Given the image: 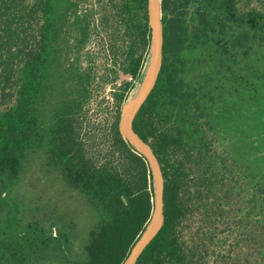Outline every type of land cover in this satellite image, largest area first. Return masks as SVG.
Returning a JSON list of instances; mask_svg holds the SVG:
<instances>
[{"label": "trees", "instance_id": "trees-1", "mask_svg": "<svg viewBox=\"0 0 264 264\" xmlns=\"http://www.w3.org/2000/svg\"><path fill=\"white\" fill-rule=\"evenodd\" d=\"M148 3L0 0V177H21L43 154L84 193L97 221L80 264H123L155 209L150 163L119 129L150 56ZM161 11L162 65L133 127L162 169L164 221L135 264H264V10L161 0ZM119 71L130 78L94 150L86 109ZM240 103L258 126L220 150L217 124ZM221 229L235 240L227 253ZM24 246L0 243V264H26Z\"/></svg>", "mask_w": 264, "mask_h": 264}, {"label": "rangeland", "instance_id": "rangeland-1", "mask_svg": "<svg viewBox=\"0 0 264 264\" xmlns=\"http://www.w3.org/2000/svg\"><path fill=\"white\" fill-rule=\"evenodd\" d=\"M240 6L244 10H264V0H240ZM90 45L95 46L96 39L93 38ZM149 65L150 59L144 75L137 80L122 109L139 95ZM129 78L130 75L119 71L118 77L106 82L86 109L83 135L89 139V136H96L94 150L102 142L101 136H104L115 114L113 92ZM231 106L233 109L228 113L227 121L218 123L216 127L220 150L229 146L236 149L243 133L254 125L258 126L248 118L254 113L248 106L241 103ZM30 164L19 178L0 177V243L8 240L24 242L30 256L26 264H66L68 257L73 260L69 264H80L85 258V246L97 221V212L87 203L84 193L67 186L61 176L47 165L43 154ZM218 241L217 250L224 253L235 242L226 229H221Z\"/></svg>", "mask_w": 264, "mask_h": 264}, {"label": "water", "instance_id": "water-1", "mask_svg": "<svg viewBox=\"0 0 264 264\" xmlns=\"http://www.w3.org/2000/svg\"><path fill=\"white\" fill-rule=\"evenodd\" d=\"M148 11L152 27V43L150 51V65L140 94L122 109L119 129L138 150L147 157L152 168L155 183V209L151 220L141 237L133 245L123 264H135L136 260L161 228L164 221L163 212V173L153 149L135 131L133 119L141 104L154 87L162 65L163 33L161 21V0H149Z\"/></svg>", "mask_w": 264, "mask_h": 264}, {"label": "bare ground", "instance_id": "bare-ground-1", "mask_svg": "<svg viewBox=\"0 0 264 264\" xmlns=\"http://www.w3.org/2000/svg\"><path fill=\"white\" fill-rule=\"evenodd\" d=\"M143 86H144V82H143V85H142V87H141V90H142ZM140 92H141V91H140ZM139 94H140V93H139Z\"/></svg>", "mask_w": 264, "mask_h": 264}]
</instances>
